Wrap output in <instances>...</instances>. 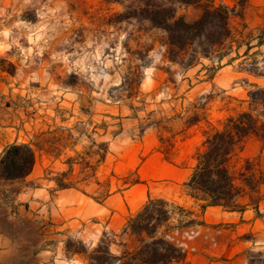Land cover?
Masks as SVG:
<instances>
[{"label": "crops", "instance_id": "0c3cea01", "mask_svg": "<svg viewBox=\"0 0 264 264\" xmlns=\"http://www.w3.org/2000/svg\"><path fill=\"white\" fill-rule=\"evenodd\" d=\"M29 2L0 0V160L13 144L30 145L36 156L25 178L0 180V264H88L85 254L69 249V240L77 238L87 248L108 233L133 241L127 222L149 198L190 213L194 223L184 228L183 240L176 238L186 250L182 264H248V251L264 248V184L252 190L238 181L244 192L236 209L202 210L206 201L192 197L186 185L196 165L194 152L204 140L186 134L201 123H96L90 114L81 123L74 99L66 120L44 110L42 102L29 106L34 71L23 68L26 53L35 36L44 39V16L63 12L45 8L41 0V19L33 23L23 18ZM251 15H264V0H249L247 22ZM120 110L130 112L127 106ZM179 136H185L180 144ZM168 139L174 146L166 154ZM234 161L255 162L253 173H264V141L249 137ZM130 173L134 182L117 185ZM59 182L69 187L60 188Z\"/></svg>", "mask_w": 264, "mask_h": 264}, {"label": "rangeland", "instance_id": "374dc122", "mask_svg": "<svg viewBox=\"0 0 264 264\" xmlns=\"http://www.w3.org/2000/svg\"><path fill=\"white\" fill-rule=\"evenodd\" d=\"M43 1L45 8L55 6L63 12L55 17L44 16V39L35 36L23 68L34 71L28 84L32 88L29 106L35 109L42 102L44 110L54 111L61 120L68 119L69 104L74 99L81 123L88 121L89 114L96 123H188L197 117L201 124L186 135L203 140L205 132L221 128L227 118L248 111L251 84L264 86V15H251L250 22L246 16L232 20V36L221 51L225 55L223 61L218 62L215 56L186 67L169 61L165 32L151 28L139 18H126L141 15L144 3L154 0ZM215 2L234 6L231 0ZM41 7V0H32L23 18L37 22ZM178 13L194 21L202 10L198 6L180 7ZM252 67L263 76L243 70ZM16 68L10 66L11 72ZM146 81H150L149 86ZM121 106H127L130 112H121ZM173 128L178 131L180 126ZM183 137L177 141L182 142ZM251 163L257 173L255 162ZM233 165L237 176L247 167L246 162L240 161ZM134 181L130 173L116 183L123 186ZM104 195L105 192L97 193L96 199L101 201ZM170 204L157 208L171 211V219L161 231L169 230L172 236L183 240L182 224L190 221L189 215L180 210L182 207ZM141 209H135L130 218ZM180 219L184 220L181 224ZM114 236L108 233L102 240L110 245L115 242L111 248L115 255L134 251L140 245L135 235L133 241ZM68 244L73 253L85 254L88 263L90 253L97 247L87 248L77 238ZM252 251L264 252V248Z\"/></svg>", "mask_w": 264, "mask_h": 264}, {"label": "trees", "instance_id": "16d2710c", "mask_svg": "<svg viewBox=\"0 0 264 264\" xmlns=\"http://www.w3.org/2000/svg\"><path fill=\"white\" fill-rule=\"evenodd\" d=\"M234 6L216 5L215 0H154L146 1L141 15H128V19L139 18L148 23L151 28L166 33L169 48L168 59L186 67L200 64L202 59L217 57L223 61L225 55L221 52L226 42L231 38L232 20L242 19L249 0H233ZM198 6L201 16L189 21L184 15H179L180 7ZM262 43H260L261 45ZM249 50L246 51L248 54ZM256 77H262L255 69H243ZM248 91V111L235 117H229L221 128L204 133L201 147L195 154L196 165L187 182L192 197L206 201L202 206H221L228 210L238 207L237 199L244 192V187L256 190L264 184V173L255 175L252 163L246 162V169L237 176L233 160L242 151L244 142L251 136L264 141V86L251 84ZM197 117L188 124L199 123ZM166 154L174 146L168 139ZM34 149L28 144H13L9 146L0 160V180L12 181L28 176L35 165ZM60 188H68L59 182ZM171 205L163 199H151L142 207L138 214L130 218L126 231L139 238V247L131 252L115 255L110 244L101 243L90 253L88 264H182L186 259V250L178 243L170 231H161L164 224L171 219L170 210H157L158 206ZM186 212L183 208H180ZM180 224L184 222L180 219ZM194 221L182 224V227L192 225ZM181 228V226H178ZM159 234V236H158ZM147 237V239H146ZM69 246V244H68ZM248 264H264V252H248Z\"/></svg>", "mask_w": 264, "mask_h": 264}]
</instances>
